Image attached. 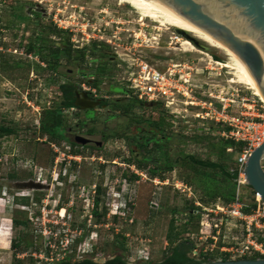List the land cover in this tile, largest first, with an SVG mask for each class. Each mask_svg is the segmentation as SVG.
Returning a JSON list of instances; mask_svg holds the SVG:
<instances>
[{"label": "rangeland", "instance_id": "obj_1", "mask_svg": "<svg viewBox=\"0 0 264 264\" xmlns=\"http://www.w3.org/2000/svg\"><path fill=\"white\" fill-rule=\"evenodd\" d=\"M178 37L184 39L173 27H161L151 19L141 21L122 0H0V126L16 129L11 136L0 134V264L86 259L103 264L120 255L123 241L129 264L161 262L180 244L199 261L239 260L218 249L224 241L243 238L244 232L231 229L239 221L220 211V219L212 222L220 226L215 229L220 232L219 242L209 251L217 234L207 225L205 208L216 210L222 205L228 211L231 203L208 200L206 190L212 182L231 190L227 173L177 166L154 177L151 170L138 166L133 147L138 146L142 156L161 160L176 162L194 155L221 161L230 174L238 172L241 152L218 158L224 137L214 123L206 124L205 132L197 124L203 130L196 135L187 133L179 141L181 135L173 130L185 132L186 125L170 130L165 109L140 102L141 106L126 111L123 102L131 101L114 98L120 93L118 79L123 71L117 50L140 54L162 71L172 60L209 58L184 50ZM68 44L75 50L86 49L87 54L84 60L75 54L62 61L65 69L61 73L50 70L38 56L42 47L57 49ZM202 44L210 48L206 53L220 56L223 63L231 62L223 51ZM216 68L213 74H223L220 81L227 79L247 92L244 95L256 106V112L247 110V114L255 113L262 121L258 115H264V103L254 91L235 83V70ZM64 83L82 88L94 101L109 97L107 106L93 109L95 116L89 118L92 123L106 122L104 128L111 129L102 148L76 147L42 132L48 113L61 110L59 86ZM234 99L236 111L241 110L237 94ZM85 120L83 115L80 119L66 116L63 134ZM130 125L139 129L132 131ZM157 138L163 150L150 152L148 144ZM240 193L247 214L253 213L259 195L248 185ZM19 242L21 247L16 249L14 244Z\"/></svg>", "mask_w": 264, "mask_h": 264}, {"label": "built area", "instance_id": "obj_2", "mask_svg": "<svg viewBox=\"0 0 264 264\" xmlns=\"http://www.w3.org/2000/svg\"><path fill=\"white\" fill-rule=\"evenodd\" d=\"M118 48L121 49V46L118 45ZM115 54L119 59V68L123 69L122 78L118 82L130 96L148 103H163L165 110L175 118V128L186 125L188 130H203L197 124L205 128L211 122L221 127L222 137L244 144L237 159L239 176L235 201L228 211L222 205H217L216 210L205 208L208 212L207 225L217 234L212 237L214 242L210 244L209 251L213 252L219 242L220 232L215 229L220 226L212 222L220 219V211L221 215L239 221L231 229L242 228L244 232L243 238H234L230 243L224 241L218 249L222 253L235 255L237 259L264 258V202L259 201L257 196V208L247 214V205L242 201L240 193L241 187L247 185L245 166L252 153L264 143V115H258L263 119L258 121L253 116L255 113L247 114V110L256 112V106L244 95L247 92L236 89L227 79L220 81L223 74H213L219 62H224L216 60L214 55L210 54L209 58L202 56L198 61L192 58L177 62L172 60L167 69L162 71L140 54H125L124 50H117ZM235 94L242 105L241 110L238 108L237 111ZM196 205L202 206L199 202Z\"/></svg>", "mask_w": 264, "mask_h": 264}, {"label": "water", "instance_id": "obj_3", "mask_svg": "<svg viewBox=\"0 0 264 264\" xmlns=\"http://www.w3.org/2000/svg\"><path fill=\"white\" fill-rule=\"evenodd\" d=\"M230 48L249 68L255 80L263 86L264 96V0H157ZM178 35L197 49L209 52L195 35L176 29ZM101 103L88 93L76 92L75 106L91 110ZM76 142L88 145V138L78 136ZM264 143L250 156L245 175L247 185L264 202ZM102 262V261H100ZM102 264V263H101ZM205 264H264V258L209 261Z\"/></svg>", "mask_w": 264, "mask_h": 264}, {"label": "trees", "instance_id": "obj_4", "mask_svg": "<svg viewBox=\"0 0 264 264\" xmlns=\"http://www.w3.org/2000/svg\"><path fill=\"white\" fill-rule=\"evenodd\" d=\"M87 50H75L73 48V46L71 44H68L67 47H63V48H42L38 53L39 55L42 57L43 61L48 65L49 69L52 71H56L57 73H61L64 71L65 66L63 65V63H61L62 60H70L73 56H75V54H78V56H80L83 60L86 57V52ZM215 59L218 61H222V58L218 55H214ZM59 89L61 91V95H62V102H61V110H55L52 112L48 113V117L46 119V121L43 123V127H42V132L44 134H48L52 136V139H54L55 141L58 140H65L67 142H69L70 144H72L73 146H77V143L74 141V139L70 136V134L67 132H65L63 134V128L65 125V118L66 116L68 117V114L65 115V111L75 107V101H76V91L78 90V88L73 85V84H69V83H64L61 84L59 86ZM140 102H145V101H141L137 98H135V100L131 101V102H123L124 104H126V107H128L127 109H125L126 111H128L130 108H132L135 105H142L140 104ZM130 103V105H128ZM148 103V102H145ZM150 105H153L156 109H165L164 104L163 103H149ZM166 111V110H165ZM167 112V111H166ZM167 117L169 118V129L173 130L175 129L174 126V122H175V118L173 115L169 114L168 112L166 113ZM137 121V123H143L145 122L144 120H134ZM131 125H134L132 122H130ZM131 125L129 128H131ZM136 128L139 129V126H137ZM181 128V127H179ZM132 129V128H131ZM186 131L185 132H180L179 130H173L175 133H178L179 136L178 140L181 141L183 139L182 136H189L186 132L189 131V133H194L193 135H196L198 132H200V130L195 129V130H188V128H185ZM206 128L202 131L205 132ZM201 132V133H202ZM16 133V129L13 127H6V126H0V134L3 136H11L13 134ZM119 137V136H118ZM172 139V138H171ZM170 139V140H171ZM146 141V139H145ZM152 143H149L148 145H150L149 149L150 152L152 150H158L161 151L163 150L162 146L163 143L162 141H160L159 138L151 141ZM244 147L243 143H237L235 141L232 140H227L224 138V143H222L219 146V150H218V158L222 159V157L224 155L227 154H234L236 152H242ZM134 149V147H133ZM239 150V151H238ZM149 151V150H148ZM133 153L135 156H142L140 153V149L135 151L133 150ZM220 159V160H221ZM138 162V161H137ZM138 166L142 169H149L151 170V175L154 177H160L161 175H164L165 172H171L173 171L177 166H180L181 168H186L187 170L190 171H197L200 168H204L207 170H212L214 172L217 171H221L223 173H227V175L230 178L232 189L228 190L227 187H223L220 186L219 184H217L216 182H212L207 186V190H206V196L208 198V200L211 201H216V200H224V202L227 203H233L236 199V190H237V179H238V172H233V173H228L226 171L225 166H223L222 162H213L210 160H201L196 158L194 155H185V157L182 160H178L176 162L166 159L165 163L162 164V166H160V168L156 167V162H150V161H140L138 162ZM153 167V168H152ZM251 188V187H250ZM252 189V188H251ZM259 197V196H258ZM261 199L259 198V201ZM99 205V201L96 202V206ZM195 208V206H192ZM245 212L248 213L249 211L247 209H245ZM193 219V217H192ZM17 225H26L25 222H16ZM20 242L17 243L16 245L14 244V247L16 249H19L20 246ZM119 251H120V255L116 256L113 259H110L108 261H106L103 264H129L127 258H126V253L128 252L127 249V244L125 241H123L120 244L119 247ZM257 259V258H255ZM189 264H205L207 262H209L208 260H195V259H189ZM153 263V262H152ZM62 264H101L98 263L94 260L91 259H86L83 261H79V262H70V261H65ZM166 264H177V263H173L171 258H168L166 261Z\"/></svg>", "mask_w": 264, "mask_h": 264}, {"label": "bare ground", "instance_id": "obj_5", "mask_svg": "<svg viewBox=\"0 0 264 264\" xmlns=\"http://www.w3.org/2000/svg\"><path fill=\"white\" fill-rule=\"evenodd\" d=\"M130 5L136 13L140 16L141 21L145 19H151L153 22L159 24L161 27H173L175 29H183L193 35H195L201 41L207 43L210 47L221 50L228 56V60L231 62H219L218 66L225 69L235 70L236 84H243L249 86L250 90H253L255 95L260 98L264 103V96L262 94L263 86L258 84L253 75L251 74L247 65L227 46L216 40L213 36L181 16L175 10L162 4L157 0H122ZM184 50L189 52H197L200 55L211 57L208 53H202L197 49L190 41L181 39L178 37ZM259 198L262 200L261 196ZM66 214L65 209L62 211V215Z\"/></svg>", "mask_w": 264, "mask_h": 264}, {"label": "flooded vegetation", "instance_id": "obj_6", "mask_svg": "<svg viewBox=\"0 0 264 264\" xmlns=\"http://www.w3.org/2000/svg\"><path fill=\"white\" fill-rule=\"evenodd\" d=\"M65 48L67 47V45H64L62 46V48ZM42 48H47V47H42ZM40 48L38 50V52L42 49ZM74 48V47H73ZM76 49V48H74ZM79 49V48H78ZM38 56L42 59V57L38 54ZM64 61V60H62ZM61 61V63H62ZM42 62L45 63L42 59ZM46 64V63H45ZM72 72V71H70ZM97 80V79H96ZM74 85V84H73ZM76 86V85H75ZM78 88L77 91H82V88H79L78 86H76ZM119 91L120 93L118 94V96L116 95L114 98H119V99H124L123 101L125 100H128V101H133L135 100V97L133 96H130L127 91L125 90V88H123V86L121 85L119 87ZM76 91V92H77ZM90 98H93L91 96V94H89ZM109 99V97H104V100H100L101 102V105L98 106L96 109H99V108H104L107 106L106 104V100ZM95 109V110H96ZM95 110L91 109V110H82L78 107H73V108H70L68 110H66V112L68 113V116L70 117H76L78 116V118L80 119L83 116H85L87 118V120H85L83 122V124H78L75 126L76 127V130L74 127H71L70 130L68 131V133L70 134V136L74 139V141L76 142V138L78 136H82V137H85V138H88L91 143H89L88 145H81L79 143H77V146L76 147H82V148H86V147H93V148H102L104 146V144L106 143V141L108 140V135H107V132L108 131H111V129H108V128H104L105 126L107 127L106 122H93L94 120L91 121V119H89L90 117H93L94 114H91L93 113ZM95 116V115H94ZM78 122V120H77ZM126 122V121H124ZM121 124H124V123H121ZM138 128H135L133 129L132 128V131H137ZM149 134H151L152 132L148 131ZM146 141H150L149 139ZM138 146H134V150H138ZM135 157V161H150V162H156V167H159L162 166V164L165 163V160H161L160 158L156 157V156H134ZM39 191V190H38ZM168 258H171L172 259V262L173 263H177V264H189V259H194L190 256L189 254V249L187 246H185V244H180L179 246H177L175 248V250L168 256L166 257L163 261L161 262H153L151 264H166V261ZM196 260V259H195Z\"/></svg>", "mask_w": 264, "mask_h": 264}, {"label": "crops", "instance_id": "obj_7", "mask_svg": "<svg viewBox=\"0 0 264 264\" xmlns=\"http://www.w3.org/2000/svg\"><path fill=\"white\" fill-rule=\"evenodd\" d=\"M220 260H223V259H220ZM224 260H231V259L226 258V259H224Z\"/></svg>", "mask_w": 264, "mask_h": 264}]
</instances>
